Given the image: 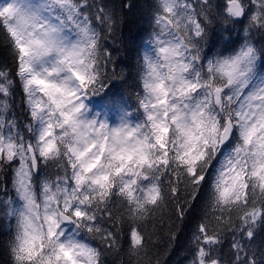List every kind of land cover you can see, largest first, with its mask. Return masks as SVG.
<instances>
[{
    "label": "snow or ice",
    "instance_id": "obj_1",
    "mask_svg": "<svg viewBox=\"0 0 264 264\" xmlns=\"http://www.w3.org/2000/svg\"><path fill=\"white\" fill-rule=\"evenodd\" d=\"M119 12L0 0L9 264H160L161 235L171 247L197 209L188 264H264V0H156L127 97L106 86ZM214 25L243 35L208 55Z\"/></svg>",
    "mask_w": 264,
    "mask_h": 264
},
{
    "label": "trees",
    "instance_id": "obj_2",
    "mask_svg": "<svg viewBox=\"0 0 264 264\" xmlns=\"http://www.w3.org/2000/svg\"><path fill=\"white\" fill-rule=\"evenodd\" d=\"M111 2L117 6L119 12L121 0H111ZM131 2L133 7L130 10L119 12L122 23L118 24L116 35L108 38V44L113 51L115 71L109 72L110 79L106 82V86L111 92L123 91L126 97L136 88L138 56L142 53L144 41L151 31L150 19L156 0H131ZM242 35L243 33H239L237 27L229 32L214 25L210 44L205 48V52L208 55L219 50L226 52L238 44ZM0 63H8L11 66V57L8 55L3 36H0ZM9 103L16 118L22 123H27L25 97L19 85L16 86L13 98ZM93 103H98V100H93ZM197 215L198 209L193 211L189 220L184 224L177 222L172 230L178 231V237L171 247L166 237L161 235L157 245L160 264H171V260H174L173 264H184L190 256L189 241L186 238L191 236ZM163 231H167V228ZM6 240V232L0 228V264H9L4 248Z\"/></svg>",
    "mask_w": 264,
    "mask_h": 264
},
{
    "label": "rangeland",
    "instance_id": "obj_3",
    "mask_svg": "<svg viewBox=\"0 0 264 264\" xmlns=\"http://www.w3.org/2000/svg\"><path fill=\"white\" fill-rule=\"evenodd\" d=\"M239 33H243L241 30H239V27L237 26ZM189 237L186 238L187 241H189ZM174 260H171V264H173ZM184 264H188V259L184 262Z\"/></svg>",
    "mask_w": 264,
    "mask_h": 264
}]
</instances>
